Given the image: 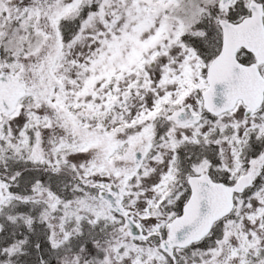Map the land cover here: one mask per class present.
I'll list each match as a JSON object with an SVG mask.
<instances>
[{
	"label": "snow or ice",
	"instance_id": "1",
	"mask_svg": "<svg viewBox=\"0 0 264 264\" xmlns=\"http://www.w3.org/2000/svg\"><path fill=\"white\" fill-rule=\"evenodd\" d=\"M0 264H264V0H0Z\"/></svg>",
	"mask_w": 264,
	"mask_h": 264
}]
</instances>
